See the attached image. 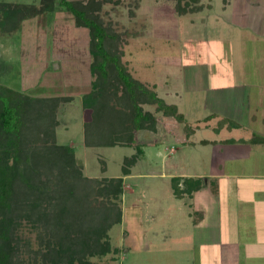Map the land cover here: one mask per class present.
<instances>
[{"label":"rangeland","instance_id":"1","mask_svg":"<svg viewBox=\"0 0 264 264\" xmlns=\"http://www.w3.org/2000/svg\"><path fill=\"white\" fill-rule=\"evenodd\" d=\"M44 1L0 0V20H5L8 10L5 3L38 6ZM75 1L87 0H54L53 11L22 19L10 33L0 28V83L32 97H66L54 112V142L72 149L83 176H124L123 192L115 199L122 217L106 232L111 250L91 258L92 264H222L227 243L237 248L227 257L230 264H264V247L256 245L263 239H258L262 232L255 233L257 225L233 219L235 212L226 206H220L217 214L214 197L205 188L189 202L165 192L169 174L209 178L214 146L200 143L201 139L243 137L241 143L225 148L243 155L255 145L252 137L260 133L256 137L264 138L262 112L255 111L258 99L260 104L264 101V0H202L211 8L184 14L177 12L176 0H101L98 14L123 40L122 59L133 76L148 86L154 84L158 96L175 104L189 125L215 115L200 122L189 137L193 146L183 145L187 137L182 124L163 118L167 139L144 145L143 156L128 167L126 175L121 171L124 159L134 148L84 145L82 125L89 120L90 110L82 108L80 97L91 88L92 56L87 27L76 26L63 7ZM146 108L153 111V106ZM223 117L236 118L240 127L215 132L213 127ZM169 146L181 149L166 155L164 147ZM259 149L257 157L253 152L249 159L230 160L233 172L240 173L244 165L264 171V145ZM225 161L222 169L229 167V160ZM241 183L235 177L222 180L220 192L227 196L237 192L238 200H246ZM26 230L23 236L36 248L35 233Z\"/></svg>","mask_w":264,"mask_h":264},{"label":"trees","instance_id":"2","mask_svg":"<svg viewBox=\"0 0 264 264\" xmlns=\"http://www.w3.org/2000/svg\"><path fill=\"white\" fill-rule=\"evenodd\" d=\"M180 1L176 0L179 14L211 8L202 0H185L184 5ZM4 5L8 10L0 28L7 33L18 28L22 19L53 11L55 6L54 0L38 6ZM101 5V0H87L65 2L63 7L76 26L87 27L89 34L91 88L80 97L82 108L90 110L89 120L82 125L84 145L134 148L124 159L121 171L126 175L128 167L143 156L144 145L166 139L163 118L182 124L187 138L195 128L175 104L158 96L154 84L148 86L129 71L122 59L123 40L99 16ZM62 99L67 98L32 97L0 83V264H92L91 258L111 250L106 232L122 217L115 203L123 192L122 176H83L72 149L54 142V112ZM211 117L215 115L198 120L196 128ZM237 126L223 117L214 130ZM256 136L254 142H264ZM188 181L196 190L201 186L199 178L184 179L185 189H180L179 177L170 179L175 196L192 190ZM25 228L35 233L36 248L23 236Z\"/></svg>","mask_w":264,"mask_h":264},{"label":"crops","instance_id":"3","mask_svg":"<svg viewBox=\"0 0 264 264\" xmlns=\"http://www.w3.org/2000/svg\"><path fill=\"white\" fill-rule=\"evenodd\" d=\"M256 104L257 105L255 107V111L259 112V108L261 109L260 111L262 113H261L260 122L262 125H264V117L262 116L264 114V101L260 104L259 99H258ZM210 115H214V114H210ZM227 119H230V118H227ZM199 120H202V119H199ZM230 120H233V119H230ZM235 120H236V118H234L233 121H235ZM251 120L252 121L255 120L254 115L251 116ZM197 122H198V120L196 121V123ZM204 123H206V122H204ZM236 123H238V125H239L237 127H240L239 122H236ZM193 127L195 129H197L196 124ZM214 127H213V129H214ZM223 128H225V127H223ZM223 128H221V129H223ZM221 129H219L218 131L215 130V132H219ZM167 132H168V129H167ZM194 132H195V130H194ZM193 134H191L189 137H191ZM259 134H257V135H259ZM189 137L184 138V141L182 142L183 145H191V146L194 145V143L191 140H189ZM166 139H167V133H166ZM201 140H203V139H201ZM226 140H231V141H226ZM241 140L243 141L244 138L243 137H237L234 139L231 137H226V138H218V139L208 140L214 146V148L212 149L213 158H212L211 167L209 168V173H208L209 178L206 177L205 174L204 175H197V174L186 175V173H184V174H176L174 176L169 174L168 175L169 185H168V187H166L165 192L167 193V195L170 194L171 196L176 197V199H178V200L187 199L189 202V200H195L196 195L203 191L202 188H205L206 192H208L209 194H211L214 197V204H216V206H217V209H216L217 214L221 211L220 206L222 209H223V206H226L227 211L235 212L233 215L234 217H232L233 219L234 218H236V219L237 218H240V219L243 218L244 220L247 219L251 223H254L255 225H257L256 228H254L255 233L256 232L257 233L262 232V235H261V233H259L258 239H262V238L263 239L256 242V245H257V247L261 246L260 248H262V247H264V229H263L264 228V171H260L259 169H256V170L248 169V167H246L244 165V166H242V170L240 173H238V170H235V172H233V170H234L233 169V161L230 162V160H237L239 157H242L244 160L249 159L251 153H253V152L254 153L255 152L260 153L259 147L261 145H264V144H260V142H253V143H255V145L253 146V148L249 147V152L247 154L237 155V153L240 152L239 150H237V151L229 150V153H228V150L225 148L230 146V145H233L235 143V141H237L238 143H241L240 142ZM164 142H165V140H164ZM200 143H202V142H200ZM160 144H162V143H160ZM217 144H219L220 146L217 147ZM164 148L166 150V155H167V153L173 154V153L177 152L178 149H181L180 147H176V146H169V147H164ZM263 152H264V149H263ZM220 154L221 155L225 154L226 157H223V156L219 157ZM255 155H256V153H255ZM255 157H257V155ZM227 160H229V162H230L228 164L229 167H226L227 169L226 168L222 169V164L224 163V161L228 162ZM172 177H179L178 187L180 189H185L184 183H183L184 179L199 178V179H201V186L199 187V189L196 190V189H194V183L191 181H188L187 187L190 188L193 186L192 190L182 192L180 196H175V194L173 193V190H170L171 189L170 188L171 187L170 179ZM233 177L236 178V181L238 179L242 180V183L239 185L242 186L243 188H239V189L241 191H245L246 200H238V198H237L238 196H236L237 192H236V194H234V193L229 194V196H227L226 194H224V195L221 194V192H220L221 181L222 180H230ZM122 178H124V176H122ZM247 180L248 181L251 180V181H253V183H251L249 185L247 183ZM254 181H255V183H254ZM235 186H236V188L234 189V191L237 190L238 183L235 184ZM184 202H186V201H184ZM190 205L191 204H189V206ZM193 210H195V209L193 208ZM192 213H194V212H192ZM189 214H191V213H189ZM196 214L198 215L199 212L197 211ZM235 230L237 232L236 228H235ZM247 231H248V229H247ZM245 235L248 236L247 234H245ZM227 244L224 245V248L222 249V254H223V257L221 258L222 264H230L229 258H231V257H229V258H227V257H228V255L232 256V254H234L235 250L237 249V248H235V245L233 243H227ZM250 248H252V247H250ZM244 249H246V248L244 247ZM248 251H250V250H248Z\"/></svg>","mask_w":264,"mask_h":264}]
</instances>
